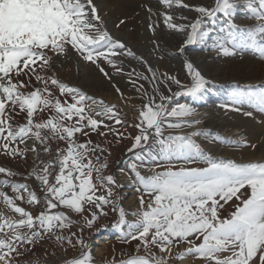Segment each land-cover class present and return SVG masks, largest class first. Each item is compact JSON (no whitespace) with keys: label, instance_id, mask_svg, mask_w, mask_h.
Segmentation results:
<instances>
[{"label":"snow or ice","instance_id":"1","mask_svg":"<svg viewBox=\"0 0 264 264\" xmlns=\"http://www.w3.org/2000/svg\"><path fill=\"white\" fill-rule=\"evenodd\" d=\"M157 2L155 10L146 6L148 29L178 37L181 55L211 42L217 55L248 54L264 64V0ZM238 13L247 24L235 22ZM217 19L222 25L214 32ZM121 56L135 53L109 32L95 0H0V157L19 164H0V264H47L36 249L48 242L65 254L60 264H97L85 232L110 214L129 250L106 264H264V162L213 158L193 139L202 130L179 134L200 120L189 119L195 108L172 101L198 97L207 85L191 60L182 61L185 82L167 71L157 75L138 58L148 74L127 73L141 99L131 105V122L122 106L56 72L57 64L76 59L106 77L105 65L122 74ZM245 101L264 115V88L233 97L234 104ZM125 141L129 183L139 194L132 211L122 206L124 185L110 160L113 145ZM223 142L256 147L243 138ZM197 163L205 166H189Z\"/></svg>","mask_w":264,"mask_h":264},{"label":"rangeland","instance_id":"2","mask_svg":"<svg viewBox=\"0 0 264 264\" xmlns=\"http://www.w3.org/2000/svg\"><path fill=\"white\" fill-rule=\"evenodd\" d=\"M192 2L211 4L212 0H192ZM95 4L109 32L114 38L124 42L126 48L135 53V56L116 58L122 62L121 66L124 69L122 74H115L110 67L105 65L106 71L110 74L108 77L99 73L90 63L70 59L56 66V72L61 80L78 86L89 95L107 103L122 106L119 103L120 93L116 92V88L119 87L123 96L127 98L128 103L122 107L128 114V121L131 122L135 116L131 105L139 106L141 99L140 94L130 83L127 73L135 70L138 73L148 74L146 64L138 58H142L147 65L157 70V75L167 71L185 82L190 77L186 76L182 61L191 60L206 78L207 85L198 97L180 96L172 101V107L177 104H186L195 108L196 115L189 119L200 120L199 125H195L194 128H184L179 134L202 130L205 134L193 137V139L205 153L213 158L234 159L237 162H264V125L256 122L264 119V115L259 114L255 105L247 101L242 104L233 103V97L237 92L254 95L264 88V64L248 54L235 57L217 55L210 48L211 42L188 46L185 53L181 55L177 52L178 37L171 35L167 29H157L155 35L148 29L146 6H151L155 10L159 6L157 0H95ZM183 15L191 17L194 13L185 11ZM120 21L124 23L121 24ZM235 22L241 26L248 23L240 13ZM221 25L222 20L220 19L211 22L214 32L218 31ZM153 41L156 43L153 44ZM132 79L134 80L135 76ZM139 83H144L145 87H149V84L144 81H139ZM234 108H238L239 111L233 110ZM246 111H253L255 118L245 116L243 113ZM128 131L135 134L131 128ZM225 138L233 141L243 138L249 145L255 144L256 147H236L224 143ZM127 144V141L124 144H114L110 160L118 181L124 185L120 189L122 206L126 211H132L138 207L132 205L133 199L139 205V194L129 187L127 182L129 176L125 162L129 154L124 151ZM0 164L12 168L19 167L18 162L6 161L2 157H0ZM189 166L203 167L205 165L197 163ZM121 168L125 169L123 173L120 172ZM139 170L143 175L151 174L149 168L141 167ZM126 218L133 219L131 216ZM115 219V214L101 217L93 229L85 232V238L93 245L92 251L97 264H106L107 259H110L112 255L119 257L122 250H129V246L121 243L118 232L111 227ZM104 225L108 227L98 231ZM109 230L110 234L102 246V252L96 254L94 242L101 237V234ZM36 254L46 260L47 264H60L61 258L65 255L54 242L45 243L43 248H37ZM67 255L72 256L75 253L70 250ZM186 263L192 264V261L188 260Z\"/></svg>","mask_w":264,"mask_h":264},{"label":"bare ground","instance_id":"3","mask_svg":"<svg viewBox=\"0 0 264 264\" xmlns=\"http://www.w3.org/2000/svg\"><path fill=\"white\" fill-rule=\"evenodd\" d=\"M105 86H106V85H105ZM119 103H120V105H122V106L124 105V102H123L122 100H119ZM127 182H128V186L131 187L129 181H127ZM132 205H133L134 207H137V206H138V204L135 202V199H133V203H132ZM132 208H133V207H132ZM103 234H104V235H103ZM103 234H101V237L97 238L96 241L94 242V245H95V247H94V251H95L96 254H99V253L102 252V246L105 244L104 242H105V240L108 238V235L110 234V230L107 231V232H105V233H103ZM186 264H187V263H186Z\"/></svg>","mask_w":264,"mask_h":264}]
</instances>
